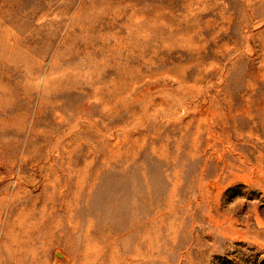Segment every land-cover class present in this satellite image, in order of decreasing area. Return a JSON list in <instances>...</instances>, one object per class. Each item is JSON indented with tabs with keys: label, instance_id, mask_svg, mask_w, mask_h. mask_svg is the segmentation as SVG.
<instances>
[{
	"label": "rangeland",
	"instance_id": "obj_1",
	"mask_svg": "<svg viewBox=\"0 0 264 264\" xmlns=\"http://www.w3.org/2000/svg\"><path fill=\"white\" fill-rule=\"evenodd\" d=\"M0 264H264V0H0Z\"/></svg>",
	"mask_w": 264,
	"mask_h": 264
}]
</instances>
